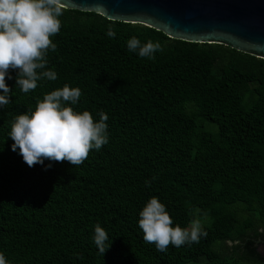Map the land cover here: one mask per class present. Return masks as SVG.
<instances>
[{
    "label": "trees",
    "instance_id": "16d2710c",
    "mask_svg": "<svg viewBox=\"0 0 264 264\" xmlns=\"http://www.w3.org/2000/svg\"><path fill=\"white\" fill-rule=\"evenodd\" d=\"M59 19L47 54L57 79L26 94L16 70L6 78L0 253L10 264H264V59L92 11ZM133 36L161 50L142 58L128 50ZM64 84L82 92L74 110L108 116V143L78 166L29 167L11 150L10 122ZM152 196L182 227L199 219L207 237L167 252L146 243L139 211ZM97 223L109 235L103 256Z\"/></svg>",
    "mask_w": 264,
    "mask_h": 264
},
{
    "label": "clouds",
    "instance_id": "9594fccd",
    "mask_svg": "<svg viewBox=\"0 0 264 264\" xmlns=\"http://www.w3.org/2000/svg\"><path fill=\"white\" fill-rule=\"evenodd\" d=\"M64 11L61 0H0V107L10 103L12 89L6 84V78H11L9 70H16V86L26 94L35 90L41 79H57V73L47 69V54L49 50H56L51 37L60 32L59 18ZM107 34L115 36L111 27ZM127 47L140 57L150 59L161 50L159 42L141 43L135 36L128 39ZM81 95L80 88L64 84L45 93L42 99L37 98L34 108L15 115L8 134L13 141L11 150H18L29 167L43 164L45 160L81 165L91 150L98 151L108 143V116L103 111L96 121L89 111L80 112L69 106L76 105ZM45 167H51V163ZM138 225L143 240L154 244L159 252H167L170 246L179 248L199 243L208 235L197 218L190 219L183 227L174 223L165 205L155 196L139 211ZM93 240L103 256L110 242L99 223L94 226ZM0 264H10L3 253H0Z\"/></svg>",
    "mask_w": 264,
    "mask_h": 264
},
{
    "label": "water",
    "instance_id": "95a60500",
    "mask_svg": "<svg viewBox=\"0 0 264 264\" xmlns=\"http://www.w3.org/2000/svg\"><path fill=\"white\" fill-rule=\"evenodd\" d=\"M65 8L141 24L167 37L217 43L264 59V0H61Z\"/></svg>",
    "mask_w": 264,
    "mask_h": 264
},
{
    "label": "flooded vegetation",
    "instance_id": "af4514ba",
    "mask_svg": "<svg viewBox=\"0 0 264 264\" xmlns=\"http://www.w3.org/2000/svg\"><path fill=\"white\" fill-rule=\"evenodd\" d=\"M261 241L262 240H260V239L259 240L258 239L256 240V242L258 244V249H259V247H261L263 249V243H261Z\"/></svg>",
    "mask_w": 264,
    "mask_h": 264
},
{
    "label": "rangeland",
    "instance_id": "374dc122",
    "mask_svg": "<svg viewBox=\"0 0 264 264\" xmlns=\"http://www.w3.org/2000/svg\"><path fill=\"white\" fill-rule=\"evenodd\" d=\"M259 250H262V248H261V247H259Z\"/></svg>",
    "mask_w": 264,
    "mask_h": 264
}]
</instances>
